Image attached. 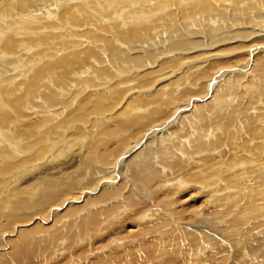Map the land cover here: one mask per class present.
I'll return each instance as SVG.
<instances>
[{"label":"bare ground","instance_id":"6f19581e","mask_svg":"<svg viewBox=\"0 0 264 264\" xmlns=\"http://www.w3.org/2000/svg\"><path fill=\"white\" fill-rule=\"evenodd\" d=\"M109 1L0 0V19L9 25L0 33V176H6L0 181V264H64L61 257L73 246L83 253L75 259L63 256L67 264H137L134 244L141 236L149 242L141 249L149 264H264V55L257 47L264 41V0H139L132 7L128 0ZM120 11L127 16L119 18ZM157 19L163 25L155 34L136 33ZM25 22L30 23L27 31L19 27ZM193 23L203 26V35L190 28ZM54 26L58 28L51 31ZM89 27L95 32L79 31ZM39 29L49 32L38 43L34 36ZM105 29L126 49L97 36ZM71 39V48H85L57 58L63 41ZM157 41L165 46L150 51ZM246 42L251 48L234 68L208 57L216 46L234 43L237 50ZM133 51L144 55L132 56ZM188 52L202 57L198 71L175 84L170 79L158 95L129 99L123 85L112 86L118 74H130L145 61L168 56L160 62L174 67ZM38 55L50 61L45 70L40 64L30 75ZM65 63H83L86 74L70 73ZM186 65L175 66L174 73L187 72ZM96 87L101 92L89 93ZM79 99L93 112L86 106L76 110ZM91 114L95 119H87ZM74 121L100 130L89 131L87 137H93L88 143L76 130L71 147L45 154L47 145L53 152L61 144L64 139L52 140ZM123 133L136 141H125ZM113 137L118 149L107 155ZM11 148L19 149L16 154L37 149L36 158L45 164L29 162L32 156L17 162ZM101 149L100 167L92 151ZM68 160L78 164L60 178ZM42 168L52 175L40 173ZM94 193L91 205L82 210L80 202ZM183 193L192 201L199 197L200 204L176 210L175 198ZM185 221L190 223L179 227ZM260 227L262 236L249 248ZM99 228L101 237L107 228L118 238L107 233L99 240L90 237ZM180 236L190 239L187 246L177 240ZM168 239L175 248L167 246Z\"/></svg>","mask_w":264,"mask_h":264},{"label":"rangeland","instance_id":"374dc122","mask_svg":"<svg viewBox=\"0 0 264 264\" xmlns=\"http://www.w3.org/2000/svg\"><path fill=\"white\" fill-rule=\"evenodd\" d=\"M104 1H109V0H104ZM119 1H122V0H119ZM109 2H111V0L109 1ZM128 3H129V7L131 6H136L138 3H139V0H137V2H135V4L134 3H131L130 2V0H128ZM132 4V5H131ZM118 5V3L115 5V7ZM128 12L127 11H125V12H123L122 14H121V11H120V17L119 18H121L122 16H124L125 17V15L127 14ZM128 15H130V14H128ZM127 16V15H126ZM129 17V16H128ZM130 18V17H129ZM135 18V17H134ZM128 19V18H127ZM1 20V19H0ZM3 21V22H2ZM55 21H57L56 19L54 20V19H50L49 20V23L52 25L53 23L54 24H57V22H55ZM119 21V24H121V19L120 20H118ZM26 23V26H25V24L23 25L22 24V26L20 25L19 27H21V28H23V27H26V28H23V29H26L25 31H27L28 29H29V25L28 24H30L29 22H25ZM162 25H163V20L162 19H157V20H154L153 21V23L150 25V26H148V24H147V22H146V24L142 27V28H137V32L136 33H140V34H142V35H146V34H155L156 32H157V30L158 29H160V28H162ZM9 25L7 24V22H5V19H2L1 21H0V33L1 32H3V33H6L7 32V27H8ZM28 26V27H27ZM147 26V27H146ZM190 26V28H192L193 29V31H195V32H197V33H199L200 35H203L202 33H201V30L203 29V26L202 25H196L195 23H193L192 25H189ZM51 28V27H50ZM49 28V29H50ZM56 28H58V27H52L51 28V31L53 30V29H56ZM68 29V28H67ZM47 29H43V30H38L39 31V33L37 34V35H35L34 36V38H37V40H35V42L36 41H38V43L40 42L38 39L39 38H43L44 36H46V33L47 32H49L48 30L46 31ZM86 30H89V31H93V32H95L94 31V29L92 28V27H89L88 29H82L81 28V30H79V31H82V32H85ZM29 31H31V30H29ZM33 31V30H32ZM93 32H91V33H93ZM110 32H112V31H110V30H107V29H105V31H103V33H98V31H97V33H98V35L97 36H102V37H104V38H107L106 40H110V42L112 41L114 44H117L118 42H116V40H114L112 37H114V36H112V34L110 33ZM63 32L61 31V32H59V34H62ZM96 34V33H95ZM44 35V36H43ZM165 37H167V36H162L161 37V41L163 40H165L166 38ZM73 38H76V37H73ZM73 40V41H72ZM84 40H83V38H80V41L79 42H83ZM158 42L157 41V43L156 44H154L152 47H149V49H151L150 51H159V49H161V47L162 46H165V44L163 43V45H162V42ZM52 42H53V40H52ZM57 42H59L58 40H57ZM64 42V49H61V51H59L60 53L59 54H57L58 56H57V58L58 57H62V56H64V55H70L71 56V54L73 53V52H75V51H78V50H82V49H84L85 48V46L84 45H81V46H83L82 48L80 47V45H78L77 44V46L76 47H72V48H74V49H72L71 48V43L73 44V42H75V40L74 39H71V41H63ZM89 42H90V39H89ZM54 44V43H53ZM251 42H246V43H244L243 45V47H241V48H238L237 50H235L234 48H233V45H234V43H232V44H227V45H224V46H222V47H220V46H216V48H214V49H210V52H208V54H209V56L208 57H210V56H212L213 55V57H214V62H216V63H221L222 64V67H224V68H227V69H229V68H234L235 66H238V65H241L242 63H244V59L246 58V56H245V54L247 53V51H248V49L249 48H251ZM66 45H70V46H66ZM118 45V44H117ZM124 45H126V43L124 44ZM160 45H162V46H160ZM90 46L91 45H89V47H88V50L90 49ZM118 47H123L124 49H126L124 46H122V45H118ZM140 47H142V46H140ZM214 47V46H213ZM257 47H261V50H263V53H261V55H264V41H261V42H258L257 43ZM79 48V49H78ZM139 48V47H138ZM221 48V49H220ZM223 48V49H222ZM36 49H38V48H36ZM39 49L41 50L42 48L41 47H39ZM38 49V50H39ZM91 50V49H90ZM223 50V51H222ZM204 51V50H203ZM134 53H130V55H132V56H139V55H144L143 53H141V52H135V51H133ZM139 53H141V54H139ZM157 53V52H156ZM191 52H188V53H185V54H181V55H183V56H180L179 57V55H178V57L179 58H182V60H180V61H178L179 62V65H175L176 67H181V66H185L186 64H188V65H186V68H184L185 70L187 69V72L186 71H182V72H178V73H174L176 70H173L174 69V67L173 66H166V65H164L163 64V62H160L161 60H163V59H165L166 57H168V56H161V55H159L160 57H157L156 58V60L153 62V61H148V62H144L145 64H144V67L142 68V67H138V68H133V69H131V71L130 72H132V73H130L129 74V72H128V74L126 73V74H124V75H120V74H118V76H116V79L114 80V81H116V82H114L113 81V84H112V86L114 85V83L115 84H117V86H121V85H123V88H122V90L124 91L123 92V94H124V96H125V94H126V90H127V94H126V96H125V98L126 97H129V99L130 98H135V95L136 96H138V97H140V96H142L143 98L145 97V98H150V97H152L153 95L155 96V95H158L159 94V92L162 90V89H160V88H165L166 87V85L168 84V83H170L171 82V84H175V83H177V82H179V78H181V79H183V81L185 80V75H186V73L188 74H190V73H193L194 71L195 72H197L198 70H197V66L200 64L198 61L202 58H200V56L199 57H195L193 54H190ZM190 54V55H189ZM217 54H220V55H223L224 54V56L223 57H219V56H216ZM185 56V57H184ZM191 56V57H190ZM187 57V58H186ZM41 58V59H40ZM40 58H39V55H38V61H36L35 62V64H37V65H33V67H32V69H33V71L32 70H29V74L31 75L33 72H34V70H36L37 68H39L38 66H41V67H43V69L45 70V66H46V64L50 61L49 59H47L46 57H42V55H40ZM85 57H83V61H86V59L87 58H85ZM191 60H190V59ZM193 58V59H192ZM44 60V62H43V60ZM49 60V61H48ZM68 60H69V57H68ZM166 60H168V58L166 59ZM188 60V61H187ZM72 61V60H71ZM71 61H67V62H71ZM186 63H185V62ZM192 61V62H191ZM197 63H196V62ZM46 62V63H45ZM158 63V64H155V63ZM190 64H189V63ZM152 63V64H151ZM181 63V64H180ZM185 63V64H184ZM195 63V64H194ZM199 63V64H198ZM41 64V65H40ZM161 64V65H160ZM204 64V63H203ZM152 65V66H151ZM160 65V66H159ZM35 66V67H34ZM79 66V67H78ZM107 66V65H106ZM161 66H162V68H161ZM164 66V67H163ZM188 66V67H187ZM190 66V67H189ZM37 67V68H36ZM65 67L67 68V70H69V69H71V72L70 73H73L74 71H76V70H80V72H82V75L83 74H86V68L87 67H84V65H83V63L80 65V64H77L75 67L74 66H72V64H68V63H65ZM84 67V68H83ZM112 66L110 65V63L108 64V68H110V69H113V68H111ZM167 67V68H166ZM172 67V68H171ZM175 67V68H176ZM83 68V69H82ZM166 68V69H165ZM142 69V70H141ZM167 69H172V70H170V71H168ZM177 69V68H176ZM179 69V68H178ZM84 72H83V71ZM163 70H166V71H163ZM32 71V72H31ZM157 71V72H156ZM178 71V70H177ZM161 72V74H158V73H160ZM166 72V73H165ZM156 73V74H155ZM170 73H172V75L170 74ZM183 73V74H182ZM185 73V74H184ZM135 74H137V75H135ZM147 74V75H146ZM177 74V75H176ZM188 74V75H189ZM135 75V76H134ZM158 75H160L161 77H162V80L160 79L161 77L160 76H158ZM164 75V76H163ZM179 75V76H178ZM120 76V77H119ZM138 77V81L136 80L137 79V77ZM154 76V77H153ZM169 76H171V77H169ZM183 78H182V77ZM135 77V78H134ZM147 77V78H146ZM150 77V78H149ZM157 77H160V78H157ZM165 77V78H164ZM168 78V80H167V78ZM119 78V79H118ZM154 78V80H152ZM156 78V79H155ZM124 79H126L125 81H124ZM146 79V80H145ZM149 79V80H148ZM158 79V80H157ZM166 79V80H165ZM171 79V81L169 82V80ZM174 79H175V81H174ZM142 80V81H141ZM147 83H145L144 81ZM158 82H157V81ZM161 80V81H160ZM119 81V82H118ZM123 81H124V83H123ZM150 81V82H149ZM153 81V82H152ZM165 81H166V83H165ZM134 82H135V84H134ZM138 82H140V83H138ZM143 83V85H141L142 83ZM119 83V84H118ZM121 83V84H120ZM123 83V84H122ZM132 83V84H131ZM165 83V84H164ZM126 84V85H125ZM128 84V85H127ZM138 84H140V87H139V85ZM152 84V85H151ZM131 85H133V86H131ZM146 85H148V86H146ZM156 85V86H155ZM168 85H170V84H168ZM127 87V89H126V87ZM129 86V87H128ZM170 87L171 86H169L168 88L170 89ZM97 88V89H96ZM96 88H93V90H91L89 93H96V92H98V91H100L101 90V87L99 88V87H96ZM99 88V89H98ZM125 88V89H124ZM129 88V89H128ZM142 88V89H141ZM133 89V90H132ZM139 89V90H138ZM98 90V91H97ZM105 89H103L102 88V91H104ZM107 90V89H106ZM122 90H120V91H122ZM131 90H132V92H131ZM154 90V91H153ZM140 91V92H139ZM148 91V92H147ZM150 91V92H149ZM101 92V91H100ZM135 92V93H134ZM141 92H144L143 94L141 93ZM146 92V93H145ZM99 93V92H98ZM137 93V94H136ZM139 93V94H138ZM132 94H134V95H132ZM141 94V95H140ZM153 94V95H152ZM131 95V96H130ZM152 95V96H151ZM147 96V97H146ZM80 100L81 99H79L78 101H77V104L78 103H80ZM86 103V104H85ZM81 104V107L79 106L78 107V109H76L77 108V106L76 107H74V108H72V109H70V110H81L84 106H86V108H87V110L89 111V112H93V110H94V108H91L90 109V105H89V103L88 102H81L80 103ZM88 105V106H87ZM69 110V111H70ZM81 112V111H80ZM117 112V111H116ZM66 114H68V111L66 112ZM64 115H61V116H59L58 117V122H62L63 121V117ZM94 116V117H93ZM87 119H95V115L94 114H91V115H89L88 117H87ZM107 124V123H106ZM81 125H82V127H81ZM72 126V127H71ZM78 126V127H77ZM85 126V127H84ZM76 127V128H75ZM83 127H84V129H83ZM88 125H84V124H82L81 122H78V121H74L73 123L72 122H69V123H67L66 124V128L64 129V132L62 133V135L61 136H59V138H57V139H54V140H52V142L53 143H57L58 141H61L62 139H64L62 142H61V144H59L58 146H57V148L53 151V152H50V150L49 149H51V148H49V146L47 145V144H45V145H47L46 146V153L45 154H47V153H51L50 155L51 156H53V155H55L56 154V152H57V150H61V151H64L66 148H67V146L68 147H71V138L73 137V138H76V137H78L77 136V134H76V132H75V134H74V131H76V130H78L79 131V133L80 132H82V137H84V140L86 141L87 140V143L91 140V138L90 137H93L92 135L91 136H89V137H87L88 135H89V131H99L100 129V126H96L93 130H90V129H92V128H88ZM97 128V129H96ZM69 130V131H68ZM88 130V131H87ZM123 130H121L120 132H122ZM88 133V134H87ZM118 133V132H117ZM116 133V134H117ZM72 134V135H71ZM86 134V135H85ZM114 134V133H113ZM72 136V137H71ZM75 136V137H74ZM63 137V138H62ZM69 137V139H67ZM133 136H131V138H132ZM72 138V139H73ZM89 138V139H88ZM121 138H124V140L125 141H127V142H130V141H132V142H134V140L136 141V138L135 139H131L127 134H125V133H123L122 134V136H121ZM127 138H128V140H127ZM130 139V140H129ZM118 139H115L114 137H113V139H111L110 141H109V143L111 144H109V146L107 147V150H104V151H106V154L108 155V152H109V155H112V153H114V150L116 151V149H118V146H116L118 143H116V141H117ZM69 141V142H68ZM68 142V143H67ZM112 142H113V144H112ZM70 143V144H69ZM4 145H6V144H4ZM42 145V147L44 146V144H41ZM50 145H52V143L50 144ZM70 145V146H69ZM92 145V144H91ZM114 145H115V147H114ZM62 146V147H61ZM93 146V145H92ZM92 146H90V145H88V147H89V149H91L92 148ZM39 147V146H38ZM59 147V148H58ZM117 147V148H116ZM124 147V146H123ZM123 147L121 148V150H123ZM126 147V146H125ZM49 148V149H48ZM96 148V147H95ZM115 148V149H114ZM16 149H18V148H15V150L13 149V148H11V151L12 152H14V154L15 155H17L16 156V158L18 157L19 158V160H17V162L19 161H22V160H25L28 156V158L27 159H29V158H32L33 157V160H30L29 162H38V163H36L37 165H41V164H45V162H43V160H38V158H36L37 157V155H38V153H35L36 151H37V149L36 150H32V151H26V152H23V151H19V152H22V153H17L16 154ZM97 149V148H96ZM100 149V148H99ZM114 149V150H113ZM19 150V149H18ZM92 150H94L95 151V149H92ZM102 150V149H101ZM103 150H102V152L99 150L98 152H94V151H92V154H94V156H95V161H96V165L97 166H100L99 164H100V162H101V158L99 157V156H101V154L102 153H104L103 152ZM109 150V151H108ZM112 152H111V151ZM28 152V153H27ZM32 152V153H31ZM34 152V153H33ZM100 152V153H99ZM31 153V154H30ZM28 154V155H27ZM44 154V153H43ZM100 154V155H99ZM19 155H21L20 157H19ZM104 155H105V153H104ZM32 156V157H31ZM25 157V158H24ZM17 158V159H18ZM21 158V159H20ZM37 159V160H36ZM60 159L61 160H63V157H60ZM28 162V163H29ZM65 163V164H64ZM99 163V164H98ZM25 164H27V163H25ZM76 164H78L77 162H71V161H67V163L64 161L63 162V166L65 167V170H61V172L59 173V177L60 178H63V177H66V175H68L69 173H71L72 172V170H73V168H75V166H76ZM196 164V163H195ZM70 165H72V166H70ZM75 165V166H74ZM196 165H198V162H197V164ZM101 167V166H100ZM99 167V168H100ZM198 167V166H197ZM71 168V169H70ZM64 169V168H63ZM16 170V169H15ZM40 173H43V174H45V175H47V176H51L52 174L51 173H53L51 170H49V169H43L42 168V170L40 171ZM64 173V174H63ZM62 174V175H61ZM20 175V174H19ZM75 174L74 173H72V176L71 177H73ZM2 176H4V175H2ZM55 176V175H54ZM62 176V177H61ZM77 176V175H76ZM1 177V176H0ZM10 177L11 176H9L8 175V179H10ZM75 177V176H74ZM79 177V176H78ZM53 178V177H52ZM55 178V177H54ZM3 179H6V176H4V177H1L0 178V181L1 180H3ZM75 181V180H74ZM78 181H80V180H78ZM10 183V182H9ZM2 189H4V187L2 188ZM4 191V190H3ZM77 191V190H76ZM2 191H0V193H1ZM94 192V191H93ZM192 193H194V192H192ZM96 195V193H94L93 194V196H91V200H89L88 199V201L87 202H80V204H79V206H83L84 208H82V210H85L86 208H88L90 205H91V203L93 202L92 201V198H94V196ZM169 196V197H168ZM178 196H182V197H180L181 199L179 200V199H177V198H179ZM185 195H184V193H183V195H177V198H175V203H178V204H176L175 205V208H176V210H179V211H182L183 209L185 210V206L187 205V206H189V207H187V208H191V207H193V208H195V207H197L199 204H200V199H199V197H197V196H195L194 198H193V201H192V199L191 198H187V197H184ZM167 200H170L171 199V197H170V195H167ZM189 199H191V201L189 200ZM182 200H184V201H182ZM185 200H187V201H185ZM188 201H190L189 203H188ZM181 202V203H180ZM186 202V203H185ZM192 202V203H191ZM184 204V205H183ZM67 205H70V204H67ZM72 205H74V204H72ZM86 205V206H85ZM196 205V206H195ZM93 206H95V204H93ZM178 208V209H177ZM182 209V210H181ZM81 210V211H82ZM78 213V212H77ZM188 223H190V221H185V222H182V223H180V225H179V227H182V228H184L185 226V224H188ZM89 224H93L94 225V223L93 222H90ZM263 227V226H262ZM262 227H260L256 232H255V234L253 235V236H251L250 237V240H251V245H247L248 247L249 246H254V245H256L257 244V242H258V239L262 236L261 234L262 233H260V231H261V229H262ZM98 228V227H97ZM108 228V227H107ZM107 228H105V232H104V234L106 235V233H107V235H108V237H110V238H113V239H116V238H118L117 236V234H111V233H108L107 232ZM100 229V228H99ZM101 229H104L103 227L101 228ZM99 230V232H96L95 233V235H93V236H91L90 235V237H92L93 239H97V240H99V239H102L103 237L104 238H107V235H106V237L104 236V234H103V236L101 237V233L103 232V230ZM87 230V229H86ZM88 231V230H87ZM101 231V232H100ZM70 233V232H69ZM101 234V235H98V234ZM71 235L72 236H76V233L74 234V233H71ZM112 235H114V237L112 236ZM96 236V237H95ZM97 236H99V237H97ZM115 236H116V238H115ZM184 236H180V237H178L179 239H177V240H179L180 242H182V243H184L186 246L188 245V243H189V241H190V239H188V238H186V237H184ZM180 238H182V239H180ZM185 239V240H184ZM145 240H146V238H144V236L142 237L141 236V238H139V240H137V243H135L134 245H135V248L137 249V252L139 253L136 257V263L137 264H143V263H147V264H149L147 261H148V259L147 258H149L148 256H146V253L143 251V250H141V249H145L146 247H148V243L149 242H147V240H146V242H145ZM161 240V244H162V242H163V240L162 239H160ZM165 240V239H164ZM257 240V241H256ZM140 242V244H139V242ZM168 241V242H167ZM166 241V244H167V246L169 247V248H175V244L174 243H172V241H170L169 239ZM142 242V243H141ZM169 242H171V244L170 245H168L169 244ZM249 242V241H248ZM104 243H106V242H104ZM165 244V245H166ZM164 245V246H165ZM84 246V245H83ZM83 246H81V248L83 249ZM90 246V245H89ZM144 246V247H143ZM163 246V247H164ZM139 247H141V248H139ZM250 248V247H249ZM90 250H92L91 248H89ZM72 250H74V252H76L75 254L72 252ZM77 250V251H76ZM98 252H100V253H107V252H109V253H113L112 251L110 252V251H104V252H102V249H100V251L99 250H97ZM118 251H120L121 252V249H119ZM117 251H115V253H116ZM119 252V253H120ZM210 252V251H209ZM69 254H63L62 255V257H61V261L60 262H64V264H67V260H66V258H64L63 256H65V255H67V256H69V258H71V259H75L76 258V254L77 253H79V254H81V253H83V252H80V251H78V249H77V246H73L72 248H71V250L68 252ZM121 254V253H120ZM135 254H137V253H135ZM145 254V255H144ZM109 255V254H108ZM144 255V256H143ZM149 255H151V251H150V253H149ZM140 257V258H139ZM138 259H140V260H138ZM66 260V261H65ZM134 260H135V258L133 259V262H134ZM138 261V262H137ZM59 262V263H60ZM66 262V263H65ZM203 261H201V264H206V263H202ZM70 263H71V261H70ZM194 264H198L197 262H195Z\"/></svg>","mask_w":264,"mask_h":264}]
</instances>
